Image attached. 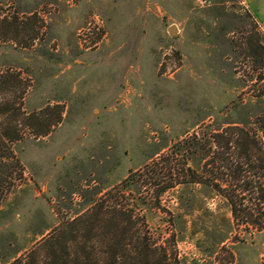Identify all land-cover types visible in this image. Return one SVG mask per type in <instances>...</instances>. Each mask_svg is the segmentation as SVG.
I'll use <instances>...</instances> for the list:
<instances>
[{"label":"rangeland","instance_id":"374dc122","mask_svg":"<svg viewBox=\"0 0 264 264\" xmlns=\"http://www.w3.org/2000/svg\"><path fill=\"white\" fill-rule=\"evenodd\" d=\"M259 45L244 0H0V70L20 73L24 109H42L44 123L28 119L12 145L23 176L0 188V264H110L115 253V264H138L116 245L133 232L117 221L153 237V264H264V221L234 219L210 187L190 185L180 199L176 186L157 204L147 186L124 183L231 115L264 75ZM95 236L115 240L83 249Z\"/></svg>","mask_w":264,"mask_h":264},{"label":"trees","instance_id":"16d2710c","mask_svg":"<svg viewBox=\"0 0 264 264\" xmlns=\"http://www.w3.org/2000/svg\"><path fill=\"white\" fill-rule=\"evenodd\" d=\"M258 40V37L255 38L257 44ZM259 47L260 51L256 53L261 56L259 64L264 68V46L259 45ZM253 68L256 71L258 66L254 65ZM256 82L259 85L252 93L238 96L233 101L232 113L227 119H223L216 126L208 123L198 131H193L165 151L156 153L158 156L152 157L143 169L131 171L124 180V183L128 184V190L140 192L142 187L147 186L148 191H152V199L159 204L161 197L168 190L181 186L182 188L179 189L181 199L183 198L181 194L187 191L188 186L199 184L210 187L215 194L225 199L234 219L254 226L263 222L264 75L262 72L256 75ZM28 86L20 73L15 72L12 67L5 66L0 70V188L7 179L11 180L12 187H16L17 182L22 179L20 161L12 145L25 136L26 121L31 118L36 125L42 122V109L33 110L29 115L24 109L23 100ZM41 124L38 126H42ZM53 124L55 123L48 124L43 130H36L33 134L46 135ZM4 170H7L5 177L2 175ZM145 178L149 181H144ZM133 200L138 204L135 197ZM78 226L80 228L78 230L90 231L93 234L105 230L103 222L93 225L80 222ZM116 226L122 231H133L128 239H120L116 245L125 251H133L141 255L138 264L139 262L153 264V256L157 249L153 237L142 233L135 223L117 221ZM56 237L55 231L48 240ZM114 240L105 236L87 237L82 242V248L89 247L92 250L97 246L104 247L107 243H114ZM72 242L78 247L79 241L76 237ZM68 248L67 244L65 249ZM51 249L54 250L55 246L52 245ZM111 258L110 264H115L117 254H111Z\"/></svg>","mask_w":264,"mask_h":264},{"label":"crops","instance_id":"0c3cea01","mask_svg":"<svg viewBox=\"0 0 264 264\" xmlns=\"http://www.w3.org/2000/svg\"><path fill=\"white\" fill-rule=\"evenodd\" d=\"M248 10L255 16L260 28L264 31V0H244Z\"/></svg>","mask_w":264,"mask_h":264},{"label":"water","instance_id":"95a60500","mask_svg":"<svg viewBox=\"0 0 264 264\" xmlns=\"http://www.w3.org/2000/svg\"><path fill=\"white\" fill-rule=\"evenodd\" d=\"M169 32H170L171 34L175 35V28H174V27H171V28L169 29Z\"/></svg>","mask_w":264,"mask_h":264}]
</instances>
